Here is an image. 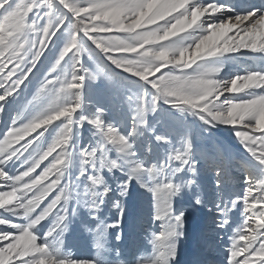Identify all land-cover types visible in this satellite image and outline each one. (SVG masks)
I'll return each mask as SVG.
<instances>
[{"label": "snow or ice", "instance_id": "snow-or-ice-1", "mask_svg": "<svg viewBox=\"0 0 264 264\" xmlns=\"http://www.w3.org/2000/svg\"><path fill=\"white\" fill-rule=\"evenodd\" d=\"M226 11L232 10L215 0H0V113L51 46L64 41L27 102L46 98V104L26 121L17 113L0 133V264H129L118 258V250L116 259H108L107 235L109 228L119 227L118 197L128 194L133 179L151 194L152 220L160 230L146 237L150 255L141 253L131 264H173L185 220L184 211L173 208L174 198L188 191L193 207L207 205L190 132L173 141L171 134L148 127L147 115L162 103L209 128L228 126L251 157L252 165L236 161L244 172L243 187L227 199L223 152L210 161L217 199L208 211L215 209V227L224 230L229 214L240 210L225 264H264V71L225 80L219 78L221 65L207 63L241 50L264 53V11ZM86 52L102 54L135 78L122 101L129 113L127 131L105 119L106 108L81 111L85 82L102 75L100 67L84 66ZM85 124L94 130L95 143L78 148L70 140ZM50 128L55 135L45 146ZM145 130L151 139L140 145ZM73 166L78 170L69 178ZM105 172H120L126 179L112 186ZM109 202L119 210L113 223L101 210ZM81 208L87 218L80 227L95 249L90 260L62 247ZM48 222L41 234L37 226Z\"/></svg>", "mask_w": 264, "mask_h": 264}, {"label": "rangeland", "instance_id": "rangeland-1", "mask_svg": "<svg viewBox=\"0 0 264 264\" xmlns=\"http://www.w3.org/2000/svg\"><path fill=\"white\" fill-rule=\"evenodd\" d=\"M204 2H209V0H204ZM215 2L224 5L226 9L232 10L231 12L226 11L224 15L242 14L250 11V8L246 6L247 0H215ZM255 2L256 4L253 5L254 9L264 11V0H256ZM63 43V39H60L57 44H53L51 50L41 58V63L34 69V75L26 82L25 86H22L20 93L4 102V111L0 113V133L8 127L12 117L17 113H20L26 121L46 104V98H42L38 103L31 105L27 102L32 100L40 80L48 72L52 63H54ZM82 62L85 67L92 70L100 67L102 75L96 81L85 82L82 95L84 103L81 111L88 114L94 112L96 107L106 108L105 119L112 123L123 125L122 130L127 131L129 113L122 101L124 99V92L135 87V78H130L127 74L112 66L102 54L97 52L84 53ZM207 63L221 65L222 71L219 73V78L227 80L235 75L244 74L246 71H264V53L256 52L254 54V52L248 50H241L211 58ZM146 118L148 127L155 126L157 133L171 134L173 141L186 130L190 132L193 144V158L198 161L197 182L200 184L206 205L209 204L210 199H212L213 203L217 199V189L214 184L215 178L209 165L210 161L218 158L219 152H223L227 161L223 169L225 182L222 184V194L224 198H231L241 193L244 172L236 161H241L247 165H252L253 162L228 126L217 125L216 127L209 128L203 125L196 117L187 113H181L163 103L157 112L149 113ZM93 131L91 126L87 124L79 129L78 135L74 129L70 143L76 145L78 148L93 146L96 139L93 136ZM54 135L55 131L51 128L49 132L45 133V146L51 142ZM146 138L151 139L145 130V136L141 137L140 145L144 143ZM47 163L48 161H45L41 165V168L37 169V174ZM77 170L75 166L70 167L68 172L69 178L74 177ZM104 178L112 186L126 179L120 172H113L111 174L105 172ZM118 199H120L123 206V218L120 220L118 228H109L108 230L107 248L110 251L107 255L109 260H114L117 258L116 252L118 250V258L126 260L131 264L141 253L150 255L151 245L146 237L152 231L160 230L159 222H153L152 220L153 207L151 194L145 192L135 179L129 184L128 194L122 198L118 197ZM180 203H182V208H179ZM173 208L177 211L183 210L185 215L184 236L180 239L182 251H177L178 257H176V260L183 261L184 259L183 249L186 248L185 240L188 237L187 229H189L188 232H191V236L189 237L191 241L190 247L196 251L197 257L201 256L206 261L211 262V257L208 255H215L220 261L211 262L210 264H225L228 237L231 235L232 229L241 220L239 208L233 209L229 214V225L219 233L216 247L212 251L210 249L214 240L212 237L214 236V231L208 230L205 237H201L200 234L205 221L215 220V209L213 208V211L209 212L207 206L193 207L192 194L188 191H184L174 198ZM101 210L107 223H113L118 218L119 210L112 207L110 202L103 206ZM86 218L87 210L81 208L78 216L74 218V222L69 225L68 231L62 238V247L65 251H70L75 258L90 260L95 254L92 239L90 234L84 232L80 227V220ZM138 222L140 223L138 224ZM49 226L50 222L45 223L43 227L38 225L37 228L42 234ZM117 232L120 233V240L116 239Z\"/></svg>", "mask_w": 264, "mask_h": 264}, {"label": "bare ground", "instance_id": "bare-ground-1", "mask_svg": "<svg viewBox=\"0 0 264 264\" xmlns=\"http://www.w3.org/2000/svg\"><path fill=\"white\" fill-rule=\"evenodd\" d=\"M255 1L256 0H247V5L246 6L250 8V11L254 9L253 5L256 4ZM212 205H214V203H213L212 199H210L209 204L207 205V208H208V206H212ZM179 208H182V203H180ZM139 223L140 222H138V224ZM208 230L214 231L213 232V235L214 236H212L214 240H213V243H212V246H211V249H210V251H212L216 247V241H217V238H218L219 233L221 232V230L216 229L214 220H212V221L207 220V221H205L203 223V230H202L200 236L201 237H205V235L208 232ZM188 231H189V229H187L188 237L185 240L186 248L183 249L184 259H183V261L176 260V261L173 262V264H210L211 262H219L220 261V259L218 257H216L215 255H210V254L208 256L211 257V262L210 261H206V259H203L201 256L200 257H197L196 256V251H194L190 247L191 246V241H190L189 237L191 236V232H188ZM181 251H182L181 241H179V243H178V252H181ZM176 257H178V256H176Z\"/></svg>", "mask_w": 264, "mask_h": 264}]
</instances>
